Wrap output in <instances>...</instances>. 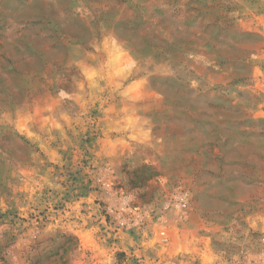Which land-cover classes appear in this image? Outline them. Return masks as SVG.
I'll return each instance as SVG.
<instances>
[{"label":"rangeland","instance_id":"1","mask_svg":"<svg viewBox=\"0 0 264 264\" xmlns=\"http://www.w3.org/2000/svg\"><path fill=\"white\" fill-rule=\"evenodd\" d=\"M0 264H264V0H0Z\"/></svg>","mask_w":264,"mask_h":264}]
</instances>
